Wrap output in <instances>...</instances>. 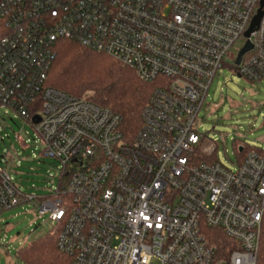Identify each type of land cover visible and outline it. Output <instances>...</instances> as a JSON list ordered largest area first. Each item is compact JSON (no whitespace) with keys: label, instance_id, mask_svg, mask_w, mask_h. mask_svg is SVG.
Listing matches in <instances>:
<instances>
[{"label":"built area","instance_id":"2783aa9c","mask_svg":"<svg viewBox=\"0 0 264 264\" xmlns=\"http://www.w3.org/2000/svg\"><path fill=\"white\" fill-rule=\"evenodd\" d=\"M262 1L0 0V124L14 111L44 155L61 162L39 213L70 264H256L264 151L229 169L213 159L199 116ZM60 40L155 84L134 139L119 115L47 85ZM250 42L234 73L263 81L264 17ZM35 199L0 164V215ZM208 231H222L231 246L219 250Z\"/></svg>","mask_w":264,"mask_h":264},{"label":"rangeland","instance_id":"374dc122","mask_svg":"<svg viewBox=\"0 0 264 264\" xmlns=\"http://www.w3.org/2000/svg\"><path fill=\"white\" fill-rule=\"evenodd\" d=\"M241 38L215 76L199 116V131L216 148L214 160L231 170L238 167L241 145L264 151V80L253 82L234 73V58L244 47ZM233 56V57H232ZM218 109L213 111L212 108ZM0 124V164L19 189L36 199L0 215V264H23L17 254L38 238L53 233L48 216L39 213L41 200L58 186L61 162L44 155L41 139L30 123L14 111Z\"/></svg>","mask_w":264,"mask_h":264},{"label":"trees","instance_id":"16d2710c","mask_svg":"<svg viewBox=\"0 0 264 264\" xmlns=\"http://www.w3.org/2000/svg\"><path fill=\"white\" fill-rule=\"evenodd\" d=\"M236 69L233 65V70ZM47 85L75 97H86L119 115L127 141L134 139L140 131L143 111L155 89V84L142 82L132 69L109 55L85 48L73 40L57 43L56 59ZM241 146L244 151H237L239 158L252 150ZM207 234H213L212 240L219 250L231 246L222 231H208ZM57 235L46 234L23 247L17 254L19 260L24 264H70V259L58 248ZM256 264H264V218Z\"/></svg>","mask_w":264,"mask_h":264},{"label":"water","instance_id":"95a60500","mask_svg":"<svg viewBox=\"0 0 264 264\" xmlns=\"http://www.w3.org/2000/svg\"><path fill=\"white\" fill-rule=\"evenodd\" d=\"M264 0L261 2V9L258 11V14L254 17L253 21L251 22V25L247 32L245 33V38L247 39V42L245 43L244 47L240 50L236 61H235V66L239 67L241 65V62L244 58V56L251 52L253 50V45L250 42L251 35L255 32H257L260 28L262 19L264 17ZM239 78H241L240 75H237ZM35 123L38 124L40 123L41 119L40 117L35 118ZM244 147H239V152L243 153ZM0 159H4V156H1Z\"/></svg>","mask_w":264,"mask_h":264}]
</instances>
